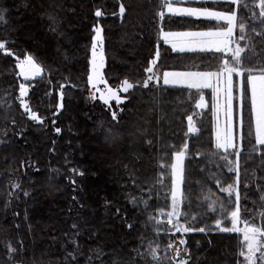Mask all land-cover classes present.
Listing matches in <instances>:
<instances>
[{
    "label": "trees",
    "instance_id": "obj_1",
    "mask_svg": "<svg viewBox=\"0 0 264 264\" xmlns=\"http://www.w3.org/2000/svg\"><path fill=\"white\" fill-rule=\"evenodd\" d=\"M223 3L187 2L215 9L229 4ZM121 4L125 12L119 19ZM157 9L156 0H0V11L4 13L0 41L5 42L6 50L20 57L32 55L42 69L28 94L42 119L35 122L23 116L13 98L11 89H16L17 80L11 82L9 74L15 70L14 60L0 49V94H12L8 103L2 102L4 97L0 99V264H150L139 248V242L145 248L154 239L146 224V212L132 206L128 199L154 184L155 164L161 153L166 152L168 157L181 144V126L190 110L181 98L186 90L180 86L158 87L151 91L150 102L144 108L135 102L143 92L134 88L114 120L101 103L85 96V78L91 27L96 23L101 26L104 77L110 85L123 79L135 83L143 78L159 27L164 31L213 27L211 20L167 15L157 27ZM97 10L102 12L99 17L93 14ZM242 14L245 16L243 11L237 13L238 20ZM245 38L249 40L240 43L254 46L264 59V24L249 26ZM158 50L159 60L168 70H182V57L191 60L201 54L216 55L213 51L175 52L164 43L158 45ZM197 61L202 64L203 58ZM257 66L255 59L242 65ZM213 68L212 64L199 70ZM57 92L62 93L59 110ZM208 106L206 114L211 109ZM249 112L245 104L243 115ZM103 115L110 127L97 130L93 123L97 118L102 120ZM17 129H21V136L11 137L9 132ZM194 139L198 142L190 144L187 165L201 178L193 179L191 190L185 192L192 213L207 212L196 191L200 182L219 196L224 210H231L233 197L228 208L227 197L219 190L235 184V175L223 170L220 180H216L218 177L209 172L201 174L199 167L206 163L205 171L211 170L215 158L200 160L199 156L210 150L211 140L199 134ZM254 145L262 146L254 158L264 164V145ZM73 167L83 173L75 178L76 182L66 176ZM125 173L133 184V189L126 191L121 187L127 182ZM256 175L253 178L255 175L240 167L238 207L242 218H253L260 227L264 226V172ZM207 177L214 179L209 182ZM203 195L206 199L212 196L209 191ZM149 204L155 210L165 206V200H157L154 194ZM220 218L208 212L191 226L193 230L184 238L187 264L239 263V236L219 231L214 223ZM222 219L224 223L225 215Z\"/></svg>",
    "mask_w": 264,
    "mask_h": 264
},
{
    "label": "rangeland",
    "instance_id": "obj_2",
    "mask_svg": "<svg viewBox=\"0 0 264 264\" xmlns=\"http://www.w3.org/2000/svg\"><path fill=\"white\" fill-rule=\"evenodd\" d=\"M196 2V1H206V0H176V7H186V8H197V7H192L187 5V2ZM211 2H224L226 4H228L226 2V0H208ZM156 3L158 5V9L156 11V26L158 27L161 26V22H163L165 19V16H175L172 14L167 13V9L165 7H163V0H156ZM223 3V4H224ZM257 4H258V0H257ZM249 5L251 7V11L247 10V9H240L238 10V6L237 5H231L228 4V6L226 7L225 5L222 6V8L220 9H209V10H213V11H221V12H231L233 10H237V13L239 11H243L245 12V16L240 15L239 16V20L237 19V27L234 29V33H233V40L235 41V43H233L231 45L232 48H235L237 46V44L240 47H244V45H242L240 36L243 35L245 36L246 32H247V28L249 26L255 28L256 24H259L260 21L255 19L253 16V12L255 13H259V8L258 6H254L251 3V0H249ZM120 6L118 7V18L120 19L121 17V13H120ZM160 11H164L165 12V16L163 19H161V17L157 14ZM96 12L95 11L93 14L96 16ZM181 16L180 14H176V16ZM183 16H187V15H183ZM97 17V16H96ZM189 17V16H188ZM195 18H200V19H208L207 17H202V16H192ZM214 20L213 23V27L211 29H203V30H192V29H182V30H172V31H164L162 30L161 27H159L158 31L156 32V36L154 41H155V48L153 49V52L151 54V57L149 59H147L145 66H147L145 69H147L148 67H153V73H148L145 71L144 69V76L140 81H137L135 83L130 82L134 85H136L134 88H137L139 90H141L143 93V96L137 97L135 99V102L137 100L136 103H139L141 107H145V105L149 104L150 102V93L152 90L157 89L158 87H162V86H180L183 87L186 92H184L181 96V98H183L184 103L187 104L189 106V112L187 113V115L185 116L184 120L185 122L183 123V125L181 126V130H180V135L182 137V142L180 145H178V148L173 150L172 154L168 157H166L167 154L166 152L164 154L161 153V158L156 162L155 164V168H156V172H155V182L154 184L149 185L148 187H144L141 188L137 191V195H135L134 197H130L128 199V202L135 207H141L142 209L145 210V218H146V224L147 227L151 230L154 239L147 242L146 243V249L144 247H142L143 242H139V248L141 251L144 252V258H147L150 262V264H179V262L181 260H187V250L185 251L184 248V238L186 236V234L188 232H183V231H177L176 227H174L173 225L176 223L177 219L179 220V225L181 227H190L194 224H197L198 222V218L199 217H204V215H206V213H212L215 215V217H221L218 220H223V216L227 215L228 218L226 220H224V223H221V225L218 227L215 224V227L221 231V228H231L233 227L232 223H231V219H230V213L231 211L236 210L237 207V203H236V194L238 192L239 194V185L236 183L238 180V173H239V169L240 167H243L244 170L249 174V175H255L253 178H257L258 176L256 174H262L264 172V164L259 163L257 161L256 158H254V156H257L260 151L259 148L255 146L254 144L256 143V140L253 136H249L248 135V131H249V126H250V121L254 120V116L251 112H249V114H245L243 115V121H244V138L241 141V143L239 142V140L236 142L237 143V147L236 149H228L227 151H225L224 149L220 148L218 149L216 147V131H217V127H219L220 129H224L225 125H226V115H225V109H226V97L223 91L224 88V81L223 78H221L220 82L217 83L216 79L213 78L211 83L213 84V87L210 88H201V89H196V88H192L189 86V84L191 83V81H184L182 83H175V84H165L163 82V73L164 72H211V71H218L219 67L222 63V58H229V53L225 52V53H216V55L214 56L213 54H201V55H197L195 59H191L189 60L187 57H182L181 60H184V63L182 64L183 69L182 70H168L163 68V62L159 60V57L161 56V51L158 50V45L161 43L167 44L168 46H170L172 51L175 52H180L179 50V45L176 49L172 48L171 43H166L163 40V36H162V32H203V31H209V30H216L218 28H222V27H226L227 22L223 21V20H216V19H211ZM245 24V30L243 32H241L240 28H239V24ZM96 28H100L101 26L99 25V23H96L93 27H91V30H93V35L91 37V43L89 45V61H88V68H87V73H86V97L90 100V101H94L95 103H101L103 108L107 111V114H109L110 117H112V112H116L117 114L120 112L121 108L124 109L125 106V102L127 100H129L128 98V92H130L132 89H130L127 93L123 92L121 89V85L122 82L126 79L121 80L119 83H117L116 85H110L108 82L107 84H103V83H98L96 85V88H99L101 91L105 92L106 94V89L108 87L116 89L117 90V94L120 95L121 97V103L117 104L115 99H112L109 101V104H105L103 100H101L99 97L101 95V91H96V88L93 87L92 83L89 82V76L94 75V64L96 66L97 71L99 72L100 75L103 76V79L106 81L105 79V75H104V67H105V60H104V53H103V45H102V31L100 32V40L97 41L96 38ZM236 32V35H235ZM249 40V39H244V41ZM242 45H240V44ZM95 44V48H93V45ZM157 51H159V57H157ZM184 51H189L187 50V47L185 48ZM196 51V50H195ZM197 51H200L197 49ZM93 52H95V56L93 55ZM201 52H206L208 53L209 51H201ZM212 52V51H211ZM214 52V51H213ZM2 53L4 55L10 56L12 58V60H14V66H15V70L13 72H11V74H9L12 77L11 82L14 80V82L16 83L17 80V86L16 89L12 90L11 89V93L14 92L15 94L13 95L14 100H16V102L18 103V106L21 110V112H23V116H26V118H29V120L35 121V122H41L42 119L39 117V115L35 112V108L33 106V104L29 101L28 99V94L29 91L31 90V86L34 84V80L38 79L41 77L42 74V69L41 72L38 75H34L31 71L27 72V78L25 75H21V68L19 67V63L21 60H23L26 56L24 57H20L18 55H16L15 53L9 51V50H2ZM215 53V52H214ZM243 55V54H242ZM199 58H203V63L200 64L201 61H197V59ZM153 59L157 60L156 65H152L151 61ZM36 62V61H35ZM37 63V62H36ZM38 64V63H37ZM214 65L213 70H199V68L204 67V68H208L211 65ZM39 65V64H38ZM40 66V65H39ZM41 68V67H40ZM152 75L153 79L151 81H149L148 87H144V81L148 78V76ZM171 79V78H170ZM242 80L241 76H238L236 74H233V83H234V88H233V101H232V106H233V126H234V130H235V125H236V121H237V116L239 113V84L240 81ZM30 82V83H29ZM11 84V83H9ZM21 85L24 86V88L26 89V94L25 95H21ZM216 87H219L221 89V91L219 93H217L214 89ZM133 88V89H134ZM157 92V91H155ZM93 93L95 94V99H93ZM57 101H58V105H57V110L60 109L61 105V97H62V93L61 92H57ZM12 94H4V98L2 97V94H0V99H2V102L4 103H8V101L10 100ZM204 97V107L200 108L198 107V102H199V98L200 96ZM180 98V99H181ZM164 101H166V99H164ZM27 104L28 109L30 110H26L24 105ZM207 104L211 105V109L210 112L208 114H206V110L209 108V106L207 107ZM245 104H247L249 106L250 109V103L249 101L246 102ZM109 105L111 106L109 108ZM32 113H35L39 119H32ZM25 114V115H24ZM191 116L192 117V124L194 127H196L197 129H199V131L197 133H189L188 129H189V120L188 117ZM252 118V119H251ZM98 119V118H97ZM96 119V124H94V126L97 128V130L100 127H110L108 126V122L106 120V116L103 115L101 117L102 120H97ZM10 136L12 137L15 136L16 138H19L21 136V129H17L16 132H9ZM148 134V133H147ZM179 134V132H178ZM199 134V136H201V138L206 137V138H210L211 140V148H209L210 150L207 151V154L202 153L199 157L200 160H203L207 157H213L215 158L214 160V166L211 170H207L205 171V167L207 166V164L205 163L204 166H200L199 170L201 171V174L206 175L205 173L209 172L210 175H213L215 177H218V179L216 180H220V178L222 177V171L224 170L227 173H231L235 175V184H233V188L234 191L232 192V194L230 195L229 192L227 191H222L221 189L223 188H228V186L226 187H221L219 192L223 193L226 197H227V207L230 208L231 207V203L232 200L231 198L233 197L234 200V207L230 210H224L222 209L219 203H222L220 201L219 196L214 193L211 192L209 190V186L208 185H203L202 182L197 183L198 185L196 186V191L199 194L198 196L200 197V204L201 206L206 205L207 207V212L205 211H201V212H196L195 214L192 213V206L189 202V195L185 194V192H189V190H191L192 185L191 183L193 182V179L200 177V174L195 175L192 173L191 168H188L187 165V159L188 156L190 155V149H192L191 147V142L194 141V145H197V140L194 139L195 136H197ZM5 134H2V136H4ZM148 145L149 140H147L146 142ZM187 144V149H184V145ZM205 144V143H204ZM257 144V143H256ZM206 145V144H205ZM258 145V144H257ZM243 148V149H242ZM244 148H247V150H244ZM184 150L185 151V157L184 160L182 162V167L184 169V173H183V179L182 182L179 184V189L181 192V196L178 197L179 203L177 208L175 209V215L169 217L167 215V213L173 212V201H172V196H171V191L172 189L175 187V184L173 183L174 180L176 179L175 176H173L172 174V169H171V165L176 163L175 160V153L178 151ZM235 152H239L240 155L237 157L235 154ZM264 152V150H263ZM192 153V152H191ZM224 157H227V160L224 159ZM167 159V160H166ZM206 161V160H205ZM216 166L217 169H216ZM229 168H232V171H229ZM236 172V174H235ZM80 174V170L75 169V167L73 168H69L68 169V174L66 175L67 177H69V180L71 181H75V178H77V176H79ZM124 177L126 178L125 181L129 180V176L128 174L125 173ZM124 178V179H125ZM209 182L212 181V179L214 178H209L207 177ZM123 179V180H124ZM122 180V181H123ZM163 181V183H160V181ZM78 181V180H77ZM76 184V183H75ZM264 186V183L262 184ZM121 187L126 190H129L130 188L133 189V184L130 183L129 181L125 182V183H121ZM75 189V188H74ZM73 189V191H74ZM205 191H209L211 193V197H208L207 199L203 196H201L202 192ZM155 194V198L161 199V200H165V206L159 207L157 209L154 210L151 209L152 205L149 204V200L151 197H153V195ZM73 195V193H72ZM133 198L135 199V203L133 202ZM146 202V203H145ZM213 204L214 207L216 208V211H212L209 208V205ZM151 206V207H150ZM186 210V211H185ZM163 212V214H161ZM186 214V215H184ZM153 217V219H149V217ZM195 216L196 219L193 220L192 217ZM240 216V220L239 222L236 224V227L238 228H245L246 224L245 221L248 222V225H255L257 227H259L255 221H253V218L250 219H246V218H242L241 215ZM171 221V222H169ZM258 222L261 221L257 219ZM159 222V223H158ZM238 236H239V242H240V246H239V263L238 264H246L245 261V256L240 255L241 250L243 249L245 252H247V248H246V242L243 239V233L242 232H235ZM161 239H164V243L161 241ZM261 239L258 237V240ZM180 241H184V243H180ZM172 245V247H169V245ZM153 250H155V255L158 257V259L154 260L152 258V254H153ZM177 250H179V254H177ZM257 256H259V253H257ZM13 264H18V263H13ZM257 264H260L259 259H257Z\"/></svg>",
    "mask_w": 264,
    "mask_h": 264
},
{
    "label": "snow or ice",
    "instance_id": "obj_3",
    "mask_svg": "<svg viewBox=\"0 0 264 264\" xmlns=\"http://www.w3.org/2000/svg\"><path fill=\"white\" fill-rule=\"evenodd\" d=\"M227 3L237 5L238 10L247 9L251 11V7L249 5V0H226ZM252 5L258 6L259 13L253 12V16L255 19L259 20L261 24H264V0H251ZM176 0H163V7L167 9V13L176 15H187V16H202L207 17L209 19L223 20L226 21V27L218 28L216 30H209L203 32H162L163 40L166 43H171L172 48L176 49L179 45V50L184 51L187 47L189 51H214L215 53H229V58H222V63L219 67L218 71L211 72H164L163 73V82L165 84H175L182 83L184 81H191L189 84L190 87L201 89V88H210L213 87L211 83L212 79L215 78L217 83L220 82L221 78L224 81V94L226 97V125L224 129H220L217 127L216 131V147L218 149L222 148L225 151L228 149H236L237 141H242L244 138V121H243V108L245 106V98L247 97L250 103V112L254 116V120L250 121L248 135L253 136L256 140V143L259 145H264V59H261L260 55L255 52L254 46L249 47L245 45L244 47H240L238 44L235 48H232L231 45L235 43L233 40L234 29L237 27V10H233L231 12H221V11H213L207 8H186V7H176ZM125 12V8L123 4L120 6V13L123 14ZM161 19L164 18L165 12L160 11L157 13ZM102 15V12L97 10L96 16L99 17ZM4 21V13L0 11V23ZM239 28L241 32L245 30V24H239ZM96 40H100V28H96ZM255 31V29H253ZM257 35H261V33H256ZM240 39H245V36L241 35ZM95 48V44L93 45ZM0 49H5V42L0 41ZM6 50V49H5ZM249 52L251 55H249ZM243 54V55H242ZM95 56V52H93ZM157 57H159V51H157ZM255 59L257 61L258 66L253 68H243L242 65L244 63H250ZM157 60L153 59L151 64L156 65ZM19 67L21 68V75H25L27 78V72L31 71L34 75H38L41 72L40 66L34 61L32 55H27L23 60L20 61ZM148 73H153V67H148L145 69ZM233 74L242 77V80L239 84V107L240 111L237 116V121L235 125V130L233 126ZM171 78V79H170ZM153 79V76L150 75L144 81L143 86L148 87L149 81ZM89 82L92 83L93 87L96 88L98 83L107 84V81L103 79V76L99 74L94 64V75L89 76ZM136 85L130 83L128 80H124L121 85V89L123 92L127 93L130 89H133ZM217 93L221 91L219 87L214 89ZM96 91H101L99 88H96ZM26 94V89L23 85H21V95ZM93 99H95V94L93 93ZM104 101L105 104H109V101L115 99L117 104L121 103V97L117 94V90L108 87L105 92L101 91V95L99 97ZM198 107L203 108L204 105V97L201 95L198 102ZM26 110L28 109L27 104L24 105ZM111 106L109 105V108ZM112 117L115 120L117 118V113L112 112ZM32 119H39V117L32 113ZM189 120V133H197L199 129L193 126L192 117H188ZM42 122V121H41ZM57 132L60 129H56ZM150 143V142H149ZM184 149H187V144L184 145ZM234 154L238 157L240 155L239 152H235ZM185 157V151L181 150L175 153L176 163L172 164L170 167L172 169L173 176L176 177L174 180L175 187L171 191L172 201H173V212L167 213L169 217L175 215V209L178 206L179 200L178 197L181 196V192L179 189V184L182 182L184 169L182 167V162ZM227 160V157H224ZM232 168H229V171H232ZM83 175V173H80ZM160 183H163L161 180ZM238 184V180L236 182ZM19 187V185H17ZM222 191H227L231 195L234 191L232 185H229L228 188L221 189ZM27 195V193H25ZM261 200H264V195L261 196ZM133 202L135 203V199L133 198ZM239 194H236V210L231 211L230 219L233 227L231 228H221V231L225 232H242L243 239L246 242L247 252L243 249L241 250L240 255L245 256L246 264H257V259H259L260 264H264V226L257 227L255 225H248V222L245 221L246 227L241 229L236 227V224L240 220L239 216ZM146 203V202H145ZM222 209L225 207L223 204L220 206ZM209 208L212 211H216V208L213 204L209 205ZM163 214V212L161 213ZM186 215V214H184ZM264 216V213H261ZM227 219L228 216L226 215ZM149 219H153V217H149ZM193 220L196 219L195 216L192 217ZM171 222V221H169ZM159 223V222H158ZM222 221L217 220L216 225L219 227ZM176 227L177 231L189 232L192 231L190 227H181L179 225V220L177 219L176 223L173 225ZM73 228H76L77 225H72ZM131 227V225H129ZM203 232L204 229H198ZM258 237L261 238L258 240ZM180 243H184V241H180ZM169 247H172L170 244ZM10 251L15 252L16 249L10 248ZM186 251V249H185ZM259 253V256H257ZM177 254H179V250H177ZM72 255V254H69ZM75 257H73L74 259ZM152 258L154 260L158 259L155 255V250H153ZM179 264H187V261L181 260Z\"/></svg>",
    "mask_w": 264,
    "mask_h": 264
},
{
    "label": "crops",
    "instance_id": "obj_4",
    "mask_svg": "<svg viewBox=\"0 0 264 264\" xmlns=\"http://www.w3.org/2000/svg\"><path fill=\"white\" fill-rule=\"evenodd\" d=\"M207 2H211V1H208V0H206ZM189 2H191V1H189ZM196 2H199V1H196ZM188 5V4H187ZM189 6H191V5H189ZM192 7H197V8H203V7H199V6H192ZM207 9H215V8H207ZM176 16V15H175ZM178 16V15H177ZM181 16H183V15H181ZM188 17V16H187ZM189 17H191V18H194V19H200V18H195V17H192V16H189ZM206 20H211V19H206ZM211 21H214V20H211ZM207 29H211V28H207ZM192 30H203V29H192ZM197 51V50H196Z\"/></svg>",
    "mask_w": 264,
    "mask_h": 264
}]
</instances>
